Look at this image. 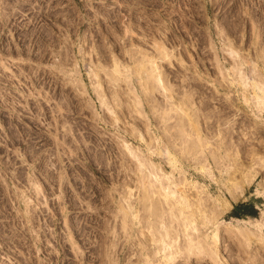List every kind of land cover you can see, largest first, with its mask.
Returning <instances> with one entry per match:
<instances>
[{
	"label": "rangeland",
	"instance_id": "374dc122",
	"mask_svg": "<svg viewBox=\"0 0 264 264\" xmlns=\"http://www.w3.org/2000/svg\"><path fill=\"white\" fill-rule=\"evenodd\" d=\"M176 229L175 264H264V0H0V264H171L141 241Z\"/></svg>",
	"mask_w": 264,
	"mask_h": 264
},
{
	"label": "bare ground",
	"instance_id": "6f19581e",
	"mask_svg": "<svg viewBox=\"0 0 264 264\" xmlns=\"http://www.w3.org/2000/svg\"><path fill=\"white\" fill-rule=\"evenodd\" d=\"M157 67H156V65L154 64V70L156 69ZM145 73V76H146V78H148V77H150V76H152L153 75V71H145L144 72ZM143 73V74H144ZM142 75V74H141ZM259 87V89L261 88L260 86H258ZM262 90V89H261ZM193 129V128H192ZM167 161H168V165H171V167H172V169H173V171L174 170H177V166L175 165V162L176 161H173V159H172V157H171V154L168 152V155H167ZM235 157V156H234ZM227 160H230L231 158H230V156H229V158L230 159H228V156L226 155V157H225ZM233 158V157H232ZM235 159H237V157L236 158H234V161H235ZM248 159H253V158H248ZM233 161V159L232 160H230V162H232ZM233 161V162H234ZM237 161V160H236ZM232 162V163H233ZM235 163V162H234ZM233 163V164H234ZM238 163V162H237ZM236 165H238V164H236ZM240 165V164H239ZM232 166V165H231ZM234 166H235V164H234ZM242 166V165H241ZM233 167V166H232ZM238 167V166H237ZM236 166L234 167L235 169L233 170V172H232V170H231V172L230 171H228L229 169H227V170H225V175L227 176V178H226V180H230L231 178L232 179H235V177H234V173L236 174V172H237V174H238V170H241V168L240 167H238L237 168ZM202 169H204V168H202ZM232 169V168H231ZM143 171V170H142ZM141 170H140V172H139V174H141L140 176L142 177V178H144V180L146 181V183L149 185V187H147V188H145V190H146V195L144 196V199H142V201H136L135 199H133V200H124L123 202H120V204H119V202H117V205L120 207V208H122V210H124L123 211V216L120 218V219H122L121 221L123 222V223H121L122 225V229H124V230H126V227L125 226H127V229H129V230H133V227L136 225V223L135 222H133V221H131L130 219L129 220H127V218H128V216L129 215H131L132 213H133V211L136 209V206L139 204L140 206H143L146 210H150V212L148 213L147 212V218H154L155 219V216H154V210H155V208H154V210L152 211L151 209H153V207H155V200H153L152 199V195H150V191H151V193H152V191H153V189H154V187L152 188V186L154 185H157L156 183H155V181H154V179L152 178V180L153 181H151V180H149L148 181V178H147V176H145V175H142V172ZM242 171V170H241ZM178 172V174L180 175V174H182V175H185V173H184V171H182V169H180L179 168V170L177 171ZM145 173V172H144ZM143 173V174H144ZM240 173V172H239ZM138 174V175H139ZM137 175V174H136ZM180 176V178H185L184 176ZM224 175V176H225ZM233 175V176H232ZM150 176V175H149ZM225 176V177H226ZM140 177V178H141ZM151 177H152V175H151ZM151 177H149V178H151ZM220 177L221 178H223V174L222 175H220ZM225 177H224V179H225ZM234 177V178H233ZM251 177H253V176H250L249 178H251ZM138 178H139V176H138ZM140 178H139V180H140ZM245 178H247V176H241V178H240V180H239V182H237L236 183V185L233 187V188H231V187H227L226 188V192H227V194H228V196H229V198L231 199V200H237V199H239L240 198V196L243 194V190H242V188H243V183H244V181L246 180ZM231 179V180H232ZM143 180V181H144ZM212 180V179H211ZM144 181V182H145ZM184 181H185V179H183V182L181 181V180H177V181H174L173 182V185H174V187H173V189H171V191H167L166 192V190H168L169 189V187H166V186H164V184L163 183H161V184H158L159 185V187H160V190H163L165 193L163 194V195H165L166 196V200H167V196H169V194L170 193H172L173 194V196L172 197H174V196H177V195H174V194H179L178 196H177V198L178 197H181L182 199H180V198H178L179 199V203H177V204H179L180 205V207H184V206H181V204H184V203H186V201H187V199H186V196H185V194H184V188H183V183H184ZM215 181V180H214ZM216 183H218L219 185L221 184V182L218 180H216L215 181ZM217 184V186L219 187V188H221L219 185ZM223 185H225L224 183H223ZM222 185V186H223ZM168 188V189H167ZM212 188V187H211ZM152 189V190H151ZM156 189V188H155ZM155 189H154V192H153V194L156 192V191H158L157 189H156V191H155ZM216 189V188H215ZM170 190V189H169ZM157 194V193H156ZM158 194H159V192H158ZM157 194V195H158ZM176 198V197H175ZM164 199V200H165ZM180 200H181V202H182V200H183V202L184 203H180ZM185 200V201H184ZM160 201V200H159ZM190 201V200H189ZM198 202H199V199L197 200ZM146 202H148V204H146ZM161 202V201H160ZM175 202V201H174ZM176 202H178V201H176ZM190 202H192V204L194 205V203L196 202V201H194V203H193V201H190ZM197 202V204L198 205H200L199 203ZM201 203H202V201H200ZM164 203H165V201H164ZM169 203H172V202H169ZM157 204H158V202H157ZM163 205V203H160L158 206H160V205ZM173 205L175 204V205H177L176 203H172ZM187 204V203H186ZM186 204H184V205H186ZM149 205H151V206H149ZM154 205V206H153ZM190 205H191V203L189 204V207H190ZM192 205V207H194ZM204 204H202V206H203ZM151 207V208H150ZM186 207V206H185ZM187 207H188V205H187ZM186 207V208H187ZM188 207V208H189ZM191 207V208H192ZM200 207H201V205H200ZM144 209V210H145ZM173 209V208H172ZM192 211H188V213L186 212V211H184V208H182V209H178V211H176V210H173L174 211V213L172 214V216H171V222H175V225L173 226V227H180V228H182V233H184L185 232V228L186 229H188V227L189 226H191L192 224H193V221L195 222V221H197V219H196V211L198 210H196L195 212L193 211V209H191ZM159 211V210H158ZM176 211V212H175ZM199 211H200V209H199ZM159 212H161V211H159ZM162 213V212H161ZM161 213H160V215H161ZM163 214V213H162ZM156 215V214H155ZM157 215H158V213H157ZM163 216V215H162ZM162 216H160V218L162 217ZM196 216V217H195ZM157 217V216H156ZM157 218H159V216L157 217ZM210 219V218H209ZM152 221V220H151ZM202 224L204 223V222H201ZM149 224H150V226H153V225H151L152 223L151 222H149ZM198 222L194 225V226H191V230H193V231H195V232H197V233H199V228H198ZM128 231V230H127ZM181 231H179L178 229H176V231H175V233H174V237H172V236H170V234H169V232H162V231H158V233L160 234V237L158 238H152L151 240L153 241V242H155V243H157V242H159L160 244H159V246H158V250H152L151 249V247H150V243H147V241L145 240V241H141V243H142V247H141V250L140 251H143L144 252V254H146V255H148L149 257L148 258H150V260H151V262H153V261H156V259H155V257H156V255L157 254H161V255H163V258H166V260H168L171 264H175V260L177 259V257H181V255H184V254H186L185 255V257H187V258H189V252L191 251V248H186V252H185V249H183V246H181L182 245V241L181 240H179V242H177V240H178V236H179V233H180ZM152 234L153 235H155V231H153L152 232ZM184 236H189V234L187 233H185V234H183ZM192 235L194 236H192V238H190L189 240H187L188 241V246L190 245V243L195 239V238H198V235L197 236H195L196 235V233H192ZM198 245H201V247H203V253H205L206 252V250L209 248V247H207V246H205V248H204V246H203V243L202 242H200V241H197L196 242ZM201 247H200V249H201ZM213 250H214V247H211L210 249H208L207 250V255L209 256V253H211V255L210 256H215L216 255V253L215 252H213ZM154 252V253H153ZM192 252V251H191ZM150 260L148 261V262H150ZM147 262V263H148ZM149 264V263H148ZM151 264V263H150Z\"/></svg>",
	"mask_w": 264,
	"mask_h": 264
}]
</instances>
